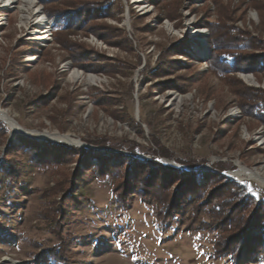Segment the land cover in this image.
Here are the masks:
<instances>
[{
    "label": "rangeland",
    "instance_id": "rangeland-1",
    "mask_svg": "<svg viewBox=\"0 0 264 264\" xmlns=\"http://www.w3.org/2000/svg\"><path fill=\"white\" fill-rule=\"evenodd\" d=\"M7 1L0 109L91 147L0 119V264H264V187L229 174L264 176V0Z\"/></svg>",
    "mask_w": 264,
    "mask_h": 264
},
{
    "label": "bare ground",
    "instance_id": "bare-ground-1",
    "mask_svg": "<svg viewBox=\"0 0 264 264\" xmlns=\"http://www.w3.org/2000/svg\"><path fill=\"white\" fill-rule=\"evenodd\" d=\"M5 0H1V2H4ZM16 0H8L7 2L10 3H14ZM25 5L27 6V8L25 9H30V11L28 12V15H23L25 21H28V18H33V22H35L36 24H39L40 27L42 28H48L49 24H53V20L49 21L48 18H46V16L44 15L43 11L41 10V8L36 7L35 8V4L33 0H24ZM24 7V6H23ZM39 28V27H38ZM167 29L170 31H174V28H172L171 25H167ZM45 34V32H44ZM197 36H200V31H197L196 34ZM46 36H40L38 39H44ZM69 69H71L70 65H66ZM243 78L246 79L247 82H254L253 78L249 75V74H242ZM82 73L79 70H74L71 69V77L72 78H81ZM84 77V76H83ZM87 81L93 82V81H97L99 80V78L93 74H89L86 77ZM174 95V97H176L177 100H180L181 96L176 93L173 92L172 93ZM231 114H235V111H230ZM0 119L5 122L8 127L10 128V130L13 131L14 133H19L22 135H28L31 136V139H37V140H45V139H49L52 142H62V143H66L72 146H77V144H80V141L78 139H75L73 137H71L69 134H61L59 132H48V131H43V132H39L36 130H32V129H26L23 127H20L17 123V121L14 119V117L12 115L9 114V112L7 110H3L0 109ZM164 161H167L166 159H163ZM231 176H235V177H251L254 180L258 181V183H260L263 187H264V176L261 174L260 171L258 170H252L249 169L245 166L239 165V167L235 170V171H230L229 173Z\"/></svg>",
    "mask_w": 264,
    "mask_h": 264
},
{
    "label": "trees",
    "instance_id": "trees-1",
    "mask_svg": "<svg viewBox=\"0 0 264 264\" xmlns=\"http://www.w3.org/2000/svg\"><path fill=\"white\" fill-rule=\"evenodd\" d=\"M81 10V9H80ZM215 40V39H214ZM211 44H215V41H212V43ZM241 54H245V52L244 51H237L236 53H234V55H232L233 57H234V59L236 58V64L238 63V58L241 56ZM214 64L216 65V66H218V65H223L224 63H222L221 61H219V59L217 58V60L216 61H214ZM226 65V64H225ZM244 73H248V72H244ZM62 147H64V148H67V149H74V147H72V146H70V145H62ZM75 149H77L76 147H75ZM63 151H64V149H62ZM81 151H85V152H87L88 150H86V149H80ZM56 151H59V152H63V151H61V150H56ZM65 152V151H64ZM153 162H154V164H158V166H160V169L161 170H164L165 169V171H167V169L166 168H168V167H166V166H164V165H161L159 162H157V161H155V160H153ZM149 162H145L144 163V165L146 164H148ZM141 164V163H140ZM217 166H220L219 164H217ZM221 167V166H220ZM221 168H223V167H221ZM168 170H171V173H170V176H173V175H182V174H184L185 173V171H180V170H177V169H174V168H172V167H169L168 168ZM168 172V171H167ZM230 185V184H229ZM147 187V186H146ZM145 190H147V188H145ZM118 195H117V202H118V204L120 205V206H122V207H125L127 204H126V202H125V199H124V194L123 193H117ZM171 203V202H170ZM170 203H164L163 204V206H162V209L158 212V219L159 220H162V221H168L171 217H172V213H173V210H175L174 208H176V207H174V205H172V204H170ZM239 204V203H238ZM172 207H174V208H172ZM247 231H248V229L245 231V235L247 234ZM248 239V238H247ZM217 248V247H216ZM61 251V250H60ZM60 251H58V252H54V249H51V255H52V258H54V260H58V257H59V255H60ZM233 252V251H232ZM215 253L216 254H218V255H223V254H227V253H231L230 251H226V249H225V245L223 244V242H220V245H219V247L216 249V251H215ZM236 254L237 255H240V252H239V250H236ZM58 256V257H57Z\"/></svg>",
    "mask_w": 264,
    "mask_h": 264
},
{
    "label": "water",
    "instance_id": "water-1",
    "mask_svg": "<svg viewBox=\"0 0 264 264\" xmlns=\"http://www.w3.org/2000/svg\"><path fill=\"white\" fill-rule=\"evenodd\" d=\"M54 21H55V19H54ZM12 133H13V131H12ZM25 136L31 138L30 136H28V135H26V134H25ZM38 141H40V140H38ZM77 146H82V147H86V148H90V147H91V146L86 145V144H83V143H81V144H77ZM161 161L163 162V164H169V165H171V166H175V167L177 166L174 162L164 161L163 159H162Z\"/></svg>",
    "mask_w": 264,
    "mask_h": 264
}]
</instances>
